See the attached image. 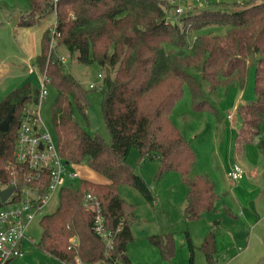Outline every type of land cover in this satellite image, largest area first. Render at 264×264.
<instances>
[{
	"label": "trees",
	"instance_id": "1",
	"mask_svg": "<svg viewBox=\"0 0 264 264\" xmlns=\"http://www.w3.org/2000/svg\"><path fill=\"white\" fill-rule=\"evenodd\" d=\"M196 4L197 10L172 20L169 13L175 7L166 0H60L55 13L58 45L77 55L80 63H98L106 69L102 108L111 140L107 143L90 135L76 120L75 112L88 123V91L51 51L46 30L37 65L57 90L51 116L59 152L70 164H86L106 182L80 179L77 187L61 188L57 209L41 218L38 247L42 251L68 264L76 256L84 264H130L126 250L134 239L135 208L121 198L120 186L130 184L153 200L152 191L128 163L133 148L141 160H157V177L169 171L180 174L188 187L183 210L187 221L214 210L221 196L206 175L191 176L196 154L174 124L172 110L186 89L194 111L211 108L192 69L207 81L210 90L235 84L244 88L249 60L257 55L256 100L239 109L242 126L236 152L243 153L247 144L257 140L264 126V2ZM45 11H53L52 0L45 2ZM37 18L32 10L22 16L20 24L32 25ZM216 26L225 31L214 33ZM38 94L39 89L32 90L25 83L0 101V122L14 109L8 130H0V191L13 186L15 178L17 185L23 183L24 170L14 160L17 130L23 108ZM258 147L264 150V138ZM87 194L99 199L108 228L114 230L123 218L124 226L111 250L94 231L93 213L83 204ZM74 236L78 239L75 247L70 243ZM150 239L165 260L172 259V235ZM200 249L208 264H217L214 230L205 236Z\"/></svg>",
	"mask_w": 264,
	"mask_h": 264
},
{
	"label": "rangeland",
	"instance_id": "2",
	"mask_svg": "<svg viewBox=\"0 0 264 264\" xmlns=\"http://www.w3.org/2000/svg\"><path fill=\"white\" fill-rule=\"evenodd\" d=\"M166 1L171 4L170 0ZM249 1L264 2V0H241L242 4ZM16 2L19 4L29 3L26 0H11L6 2L8 6H5L3 1L1 4L10 10V7H13L10 3ZM228 2L231 4L230 1ZM196 5L193 0H187L186 4L181 5L184 8L182 15L176 14L175 8H172L169 16L172 17V20L180 19L188 10L192 12L197 10ZM35 8L32 9L38 17L36 22L32 25H20L25 26V35L14 36L12 32L6 31L0 37V101L9 92L25 83H28L32 90L40 89L42 86L44 75L37 65V54L40 53L42 36L46 30L49 31L52 38L55 13L53 11L46 12L45 7ZM212 29L214 33L218 34L225 31V28L219 26ZM194 34L193 32L190 34V44L194 41ZM50 49L57 58L64 60L62 63L65 70L88 91L89 109L96 115L99 126L93 130L83 116L77 112H75L76 120L90 135H98L109 143L111 136L103 116L101 93L102 77L106 74V69H103L98 63L89 65L80 63L77 60V55L72 56L64 46L58 45V41L56 47H52L50 40ZM257 60V55L249 60V76L244 88L235 84L228 88L220 87L216 90H210L207 81L201 77L199 72L192 69L191 72L200 82L211 108L194 111L191 105L190 92L186 89L183 97L172 110L174 124L192 145L196 154L197 162L191 176L195 174L206 175L213 181L221 196L216 202L214 210L206 212L198 220L187 221L183 215V210L188 187L180 174L177 171H169L159 178L157 177L159 168L157 160H141L137 149L133 148L130 151L128 163L134 172L144 180L153 194V200H148L134 186L130 184L120 186L121 198L135 208V221L131 225L134 239L127 246L128 254L135 264H208L205 254L200 249L205 236L211 230L216 232L218 228L222 230L232 229L233 217L238 213L233 212L229 206L231 201L225 194L228 191L226 190L227 182L219 171L218 165L220 158L224 157L226 153V139L230 136L232 140L231 152L234 151V143L242 126V118L239 115L240 107L256 100L254 72ZM31 68L35 70L32 75L29 74ZM45 84L47 97L41 106V115L44 123L56 138L52 125L51 109L57 90L51 83ZM90 85L95 87L90 88ZM229 115L232 116L231 119L228 118ZM263 138L264 126L261 128L257 140L251 145L259 149L258 142ZM69 169L77 171L80 175L79 178L70 181L74 187L78 186L80 179L106 182V178L93 172L86 164H70ZM58 204L59 190H56L49 203L43 208L42 214L37 216L29 226L27 234L34 238L37 245L42 236V216L55 211ZM216 221H218L217 224ZM154 235H172L175 251L171 260H165L160 249L152 243L150 238ZM247 251V249L244 250L233 259L229 258L232 255H228L226 261L222 258L218 259L217 264H261L258 261L257 263L251 262L248 259L249 255L245 259H240L241 255ZM191 255H193L192 262Z\"/></svg>",
	"mask_w": 264,
	"mask_h": 264
},
{
	"label": "built area",
	"instance_id": "3",
	"mask_svg": "<svg viewBox=\"0 0 264 264\" xmlns=\"http://www.w3.org/2000/svg\"><path fill=\"white\" fill-rule=\"evenodd\" d=\"M186 1L170 0L176 14L184 13L181 5L186 4ZM211 1L213 0H193V3L209 5ZM59 2L60 0H52L54 13ZM58 37L55 23L52 27V47H56ZM34 72V68L29 71L30 74ZM47 82L49 81L44 75L38 97L23 108L20 117L14 160L15 164L24 170L23 183L17 185L19 181L15 178L13 186H16V191L5 204L0 202V264H7L22 256L21 242L25 239L33 241V238L27 234L31 223L42 214L43 208L49 203L56 190L60 192L63 186L70 185L71 180L80 177L77 171L69 169L70 163L67 164L61 156L56 138L42 119L41 106L47 97L45 90ZM94 87L90 85V88ZM243 175L244 169L239 164H234L229 172V177L233 181L240 180ZM83 204L93 213L94 231L108 250L113 249L115 237L124 226L123 218L114 230L110 229L102 215L101 203L95 195L87 194ZM70 243L75 247L78 243L77 237H72ZM72 264L84 263L76 256Z\"/></svg>",
	"mask_w": 264,
	"mask_h": 264
},
{
	"label": "crops",
	"instance_id": "4",
	"mask_svg": "<svg viewBox=\"0 0 264 264\" xmlns=\"http://www.w3.org/2000/svg\"><path fill=\"white\" fill-rule=\"evenodd\" d=\"M1 1L5 6H8L6 2L11 0H0V37L6 31L12 32L14 36L25 35V26H20L22 16L32 11V8L45 7L47 0H26L29 3L22 4L10 3L13 5L10 10L5 8ZM228 1L242 4L241 0H213L211 4H230ZM231 117L228 116L230 119ZM231 143L230 136L226 139L227 150L224 157L220 158L218 168L227 182L226 190L228 191L225 194L231 201V205L229 203L228 205L233 212L236 211L238 214L233 217L231 230L218 228L215 232L217 260L222 258L226 261L228 255H232L229 258L233 259L247 249L248 251L242 254L240 259H245L249 255L248 259L251 262L257 263L258 261V263L264 264V150L256 149L250 143L246 145L244 152L239 154L235 150L236 142L234 151L231 152ZM234 164H239L245 171L243 177L238 181H233L229 177V172ZM20 247L22 256L7 264H68L42 251L35 243L34 238L33 241L23 240ZM126 253L130 264H135L129 256L128 250Z\"/></svg>",
	"mask_w": 264,
	"mask_h": 264
},
{
	"label": "water",
	"instance_id": "5",
	"mask_svg": "<svg viewBox=\"0 0 264 264\" xmlns=\"http://www.w3.org/2000/svg\"><path fill=\"white\" fill-rule=\"evenodd\" d=\"M172 24H174V21H172ZM14 113V109L10 110L8 115L5 117L4 120L0 122V130L1 131H7L10 125V122L12 120V116ZM87 116H88V124L89 126L94 130L97 129L99 124L96 118V115L94 112L90 109L87 110ZM68 164V162H67ZM16 191V186H10L2 191H0V202L2 204H5L8 198Z\"/></svg>",
	"mask_w": 264,
	"mask_h": 264
}]
</instances>
